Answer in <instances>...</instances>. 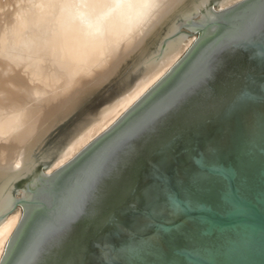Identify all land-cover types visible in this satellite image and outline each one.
Wrapping results in <instances>:
<instances>
[{
    "label": "water",
    "instance_id": "water-1",
    "mask_svg": "<svg viewBox=\"0 0 264 264\" xmlns=\"http://www.w3.org/2000/svg\"><path fill=\"white\" fill-rule=\"evenodd\" d=\"M188 32L131 109L17 202L0 264H264V0Z\"/></svg>",
    "mask_w": 264,
    "mask_h": 264
},
{
    "label": "bare ground",
    "instance_id": "bare-ground-1",
    "mask_svg": "<svg viewBox=\"0 0 264 264\" xmlns=\"http://www.w3.org/2000/svg\"><path fill=\"white\" fill-rule=\"evenodd\" d=\"M241 1L0 0V261L22 218L16 204L42 173L65 166L131 109L195 43L188 31L213 9ZM120 72L121 88L101 113L41 151L61 120Z\"/></svg>",
    "mask_w": 264,
    "mask_h": 264
},
{
    "label": "rangeland",
    "instance_id": "rangeland-1",
    "mask_svg": "<svg viewBox=\"0 0 264 264\" xmlns=\"http://www.w3.org/2000/svg\"><path fill=\"white\" fill-rule=\"evenodd\" d=\"M176 19H180L178 15L176 16ZM183 32H187V29H183ZM195 38H198V35L191 36V39ZM121 76L122 73L120 72L112 79L108 86L92 92V94L88 95L82 102H80L69 115V117L61 120L62 122L59 123L55 130H53L49 134L45 144L41 148V151L48 150L50 147L52 148L55 144L61 142V140L63 141L68 139L70 141L74 136L79 134V132L86 125H88L93 118L97 117L101 113L103 108L108 105L113 98L116 97V94L118 93L122 84ZM113 85L116 86V89L112 92L110 91L109 93L108 91L109 89H111L109 87H112ZM86 118H88L87 122L82 125L80 129H78V125L82 123ZM73 131L75 133L71 135ZM18 186L19 185L17 184L16 188H18ZM19 210L20 209H18V211Z\"/></svg>",
    "mask_w": 264,
    "mask_h": 264
}]
</instances>
